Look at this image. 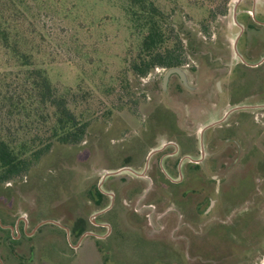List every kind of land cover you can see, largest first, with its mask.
I'll return each instance as SVG.
<instances>
[{
	"label": "rangeland",
	"instance_id": "374dc122",
	"mask_svg": "<svg viewBox=\"0 0 264 264\" xmlns=\"http://www.w3.org/2000/svg\"><path fill=\"white\" fill-rule=\"evenodd\" d=\"M146 1L164 13L192 88L177 73L164 85L168 68L129 70L138 1L0 0L12 33L88 121L80 143L54 142L0 184V201L83 226L61 240L62 264H264V0L232 15L229 0ZM18 72L0 47V82L16 93ZM165 151L170 183L146 169Z\"/></svg>",
	"mask_w": 264,
	"mask_h": 264
},
{
	"label": "trees",
	"instance_id": "16d2710c",
	"mask_svg": "<svg viewBox=\"0 0 264 264\" xmlns=\"http://www.w3.org/2000/svg\"><path fill=\"white\" fill-rule=\"evenodd\" d=\"M135 1L140 8L132 9V16L143 34L135 56L128 63L129 70L144 76L157 66H181L180 44L164 28V13L150 1ZM11 20L12 15L1 5L0 47L15 60L20 76L15 75L16 82L21 79L22 85L16 93L11 90L7 76L0 82V184L24 175L54 142L80 143L88 126V121L82 120L72 108L71 100L58 93L45 70L35 64L23 35L12 33ZM169 40H173L172 45ZM9 118L15 120L13 130L6 125ZM170 119L174 125V118Z\"/></svg>",
	"mask_w": 264,
	"mask_h": 264
},
{
	"label": "flooded vegetation",
	"instance_id": "af4514ba",
	"mask_svg": "<svg viewBox=\"0 0 264 264\" xmlns=\"http://www.w3.org/2000/svg\"><path fill=\"white\" fill-rule=\"evenodd\" d=\"M217 84L219 86V81ZM189 87L192 88V86ZM169 116H172V113ZM164 127L163 131L170 133V122H167ZM169 156L170 151H165L157 159V164L146 167L151 173L159 174L168 183H170L168 177L170 165H163V159ZM194 164L196 165L192 166L197 170L198 163ZM165 185V182H162V187ZM12 202L0 201V264H62L61 240L64 237L71 238L81 231L85 232L83 226L76 223L72 229L68 230L60 219L49 218L44 214L17 215L13 212ZM110 233L111 231L106 236ZM85 234H82L80 239ZM78 244L79 241L75 246L70 244L68 248L71 249V253L78 249Z\"/></svg>",
	"mask_w": 264,
	"mask_h": 264
},
{
	"label": "water",
	"instance_id": "95a60500",
	"mask_svg": "<svg viewBox=\"0 0 264 264\" xmlns=\"http://www.w3.org/2000/svg\"><path fill=\"white\" fill-rule=\"evenodd\" d=\"M171 73H177L179 75L180 79L183 81V83L186 86H189L188 83H187V75H186L185 71L181 70L178 66L170 67V68L167 69L166 73L163 76L164 85L167 82L168 77H169V75Z\"/></svg>",
	"mask_w": 264,
	"mask_h": 264
},
{
	"label": "crops",
	"instance_id": "0c3cea01",
	"mask_svg": "<svg viewBox=\"0 0 264 264\" xmlns=\"http://www.w3.org/2000/svg\"><path fill=\"white\" fill-rule=\"evenodd\" d=\"M254 1H255V4H256L257 3V0H254ZM241 2H242V0H229L228 1V4H227L228 5V12L231 13V15H232L233 8H235ZM261 3H262V5H264V2H261ZM259 14L261 16H263L264 15V9L259 10ZM231 26H234L233 23H231Z\"/></svg>",
	"mask_w": 264,
	"mask_h": 264
}]
</instances>
